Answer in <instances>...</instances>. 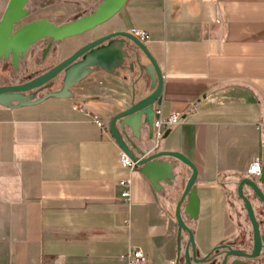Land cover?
Segmentation results:
<instances>
[{
	"label": "crops",
	"instance_id": "1",
	"mask_svg": "<svg viewBox=\"0 0 264 264\" xmlns=\"http://www.w3.org/2000/svg\"><path fill=\"white\" fill-rule=\"evenodd\" d=\"M99 1L74 0L58 20L45 18L59 24ZM132 29L147 33L144 44L162 73V115L180 113L158 147L182 153L197 169V217L183 215L197 255L221 242L249 248V223L232 192L253 158L264 163V0H126L107 22L63 40L60 47L72 45L59 58ZM131 61L112 73L96 68L68 97L0 105V264H126L129 247L140 248L146 264L175 261L174 206L189 168L174 160V184L156 191L137 166L119 165L108 131L132 93L138 68L130 72ZM140 135L136 143L152 146L145 126ZM187 238L181 232V249Z\"/></svg>",
	"mask_w": 264,
	"mask_h": 264
},
{
	"label": "water",
	"instance_id": "2",
	"mask_svg": "<svg viewBox=\"0 0 264 264\" xmlns=\"http://www.w3.org/2000/svg\"><path fill=\"white\" fill-rule=\"evenodd\" d=\"M28 1L7 0L0 16V57L4 60L10 58L13 66L17 65L18 59L38 40L50 38L52 42L58 44L63 40L79 37L107 22L126 0H100L89 13L59 24L46 18H37L15 28L30 13L27 8ZM71 45L70 43L66 47H58L53 55L55 64L43 73L20 84L0 86V105L15 108L38 104L49 97H68L71 95L70 89L96 68L112 73L115 68H123L125 58H131L130 72L134 71L135 64L138 74L134 79L127 106L110 118L108 131L119 149L135 162L141 174L156 191L161 189L162 184L169 186L174 184L176 179L174 160L190 170L174 206V218L178 229L177 256L173 264H264V191L260 186L264 184V163L261 164L258 176L246 174L235 182L236 195L243 203L251 228L250 247L234 248L230 243L221 242L205 255H197L193 232L183 217L184 214L190 219L197 217L195 165L180 152L135 142L141 138V126L147 129L146 141H152L154 107L160 97L163 82L156 60L144 42L125 30L111 31L90 39L63 58H59L63 50ZM124 45L132 47H127L128 51L121 50ZM140 54L145 56L146 64L140 61ZM52 80H60L61 87L36 96L33 91ZM145 91L148 92L143 94ZM126 129H129L133 139L129 137ZM167 134L168 130L164 132L162 139ZM245 189L250 194H247ZM252 199L258 202V212ZM181 232H185L188 237L183 249L180 244Z\"/></svg>",
	"mask_w": 264,
	"mask_h": 264
},
{
	"label": "flooded vegetation",
	"instance_id": "3",
	"mask_svg": "<svg viewBox=\"0 0 264 264\" xmlns=\"http://www.w3.org/2000/svg\"><path fill=\"white\" fill-rule=\"evenodd\" d=\"M30 1L31 0H29L28 3H30ZM51 4H60L63 6H67L73 4V2L70 0H48V5ZM44 7L45 4L43 3L40 4L38 7H29V14L34 13ZM20 22L15 26V28L20 26L21 24H24ZM61 43L62 42L58 44L54 43L51 41L50 38H43L38 40L36 43H34L28 48V50L22 57L18 59L16 66L12 65L10 58L4 60L2 57H0V86H9L23 83L49 69L52 65L55 64L53 55L56 52V49L60 47ZM49 57L52 58V60L49 63H46ZM89 74L84 76L80 80V82L83 81L86 77H88ZM46 85H48V87H44ZM46 85L33 91L35 92L36 96H40L51 90L59 89L61 87V82L60 80H52L46 83ZM72 89L73 87L70 90Z\"/></svg>",
	"mask_w": 264,
	"mask_h": 264
},
{
	"label": "built area",
	"instance_id": "4",
	"mask_svg": "<svg viewBox=\"0 0 264 264\" xmlns=\"http://www.w3.org/2000/svg\"><path fill=\"white\" fill-rule=\"evenodd\" d=\"M130 32L136 36L139 40L144 42L147 40L148 35L146 32L139 29H132ZM180 113L178 111L171 112L168 116L162 115L161 106L155 104L154 107V118L152 124V147H158L160 141L162 140V136L164 132L171 126L180 122ZM95 123L102 129L104 126L99 118L94 119ZM264 124V119L262 120ZM261 159L259 157H255L250 162L247 168V175L258 176L261 169ZM119 165L124 168L133 169L136 167V164L133 160H131L122 150H120L119 154ZM122 197H129V190H125L122 194ZM123 258L126 261V264H146V257L142 250L137 247H129ZM173 261L168 262L167 264H173Z\"/></svg>",
	"mask_w": 264,
	"mask_h": 264
},
{
	"label": "rangeland",
	"instance_id": "5",
	"mask_svg": "<svg viewBox=\"0 0 264 264\" xmlns=\"http://www.w3.org/2000/svg\"><path fill=\"white\" fill-rule=\"evenodd\" d=\"M0 1H4V0H0ZM54 1H57V0H54ZM70 1L74 2V0H70ZM42 3L45 4L44 8H42L40 10H37L36 12L27 15L25 18H23V20L20 23H26V22H29V21L37 19V18H45V17H49L51 19L58 20L59 18H61L59 16L63 15L62 13L64 12V10H67V8H68L66 5L63 6V5H60V4L48 5V0H31L30 3H28V8L29 7L33 8V7H36V6L38 7ZM0 11H1V8H0ZM70 17L72 18V16H70ZM70 17L67 16V17H65V19L66 18H70ZM89 112H90V110H89ZM232 195H234L235 198H238L237 195H236V192H232ZM231 205H233V207H235L234 204H231ZM238 206H240V207H242L244 209L243 203L242 204H238ZM256 210H258V209H256ZM247 222H248V220H247ZM248 232H250V234H251L250 225H249Z\"/></svg>",
	"mask_w": 264,
	"mask_h": 264
}]
</instances>
